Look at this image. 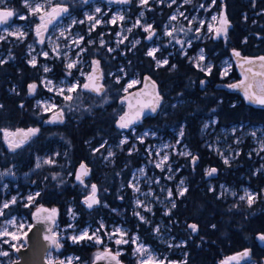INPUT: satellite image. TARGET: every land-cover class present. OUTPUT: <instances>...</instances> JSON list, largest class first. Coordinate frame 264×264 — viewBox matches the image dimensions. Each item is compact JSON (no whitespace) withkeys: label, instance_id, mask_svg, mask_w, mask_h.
I'll return each mask as SVG.
<instances>
[{"label":"rangeland","instance_id":"374dc122","mask_svg":"<svg viewBox=\"0 0 264 264\" xmlns=\"http://www.w3.org/2000/svg\"><path fill=\"white\" fill-rule=\"evenodd\" d=\"M3 1L4 0H0V4H2ZM54 1L59 0H51V4H53ZM60 1H66L74 13L67 19H64L65 22L56 26L53 33L44 40V43L41 44L39 42L40 39H37V44L35 42L30 43L23 53L18 52L17 54L20 56L17 58L10 54L13 47H10V52L5 50L0 52V65L11 62L12 66L20 68V62H24L26 66L34 69L31 75L33 78L32 80L38 78L37 83L42 94H39V91L36 92V100L32 101V109L37 110V115L41 116L45 121H48V119L56 115L59 109H63L65 124H69L73 121H78L80 119L78 117L80 113L90 112L95 106L105 108L115 101L117 106H115V109L112 108L110 115L116 118L120 117L121 112L119 110H122L123 106L120 102L122 96L129 94L135 88L141 86L147 75L142 77L139 71L129 75L133 69L131 62L115 64L114 61L121 57L125 58L127 54L131 52L136 54L135 48L137 47L140 49L146 48L144 55L154 62H156L157 59H167V65H169L171 61L170 56H173L172 59L175 57L182 60L186 59V63L191 64L192 68L196 71L200 70L195 66L196 59L194 58H198L202 52L205 60L200 63L203 65H211L212 71L207 75L201 72L208 77L215 69L213 60L207 57L203 48H196V45L215 38L214 33H210L208 29L209 25H215L211 17L215 15L219 18L221 12L224 10V0H215V3H213V0H191L190 3H184V0H176L175 3H171V0H148L147 5H141L140 0H138V5L141 6L142 9L136 20L131 18V10L126 6H119L118 9L114 11H107L100 6V4L96 3L91 8H86L85 10L83 9L84 4L82 0ZM36 3H43L45 5L44 10L49 7L48 0H43L42 3ZM169 4H171V6H169ZM201 5H203V7H201ZM32 6H35V4H32ZM255 6L256 4L254 2L253 8ZM97 8L101 11L96 12ZM151 11H153L155 17L158 18L157 21H155L156 24L154 22L155 17H153L151 21H147L149 19L148 12ZM141 13H143V16H141ZM180 13H183V15H180ZM30 15H32L31 12ZM30 15L27 16V19L32 18ZM173 15L177 16L176 20H171ZM33 16H39V14ZM88 16L95 17L97 20H100L101 23L95 24V20L89 21L87 19ZM116 16H123V21L118 20L115 24L111 23V20ZM80 21H84V23H80ZM137 21H139V26L137 25ZM201 21H203L202 27L200 25ZM148 25H151L152 30L155 32L151 40L147 39L149 33L145 32L143 27ZM25 27L26 25L24 24L19 27H11V29H1L0 50L3 48V41L8 44L11 37L18 39L15 35H9V31L15 32L16 29L19 28L20 31L24 33V37L18 40H25L28 35ZM173 28L176 29L174 35L179 38L181 34L183 41H185L184 48L177 46L173 38L165 34L166 31H170ZM189 28L191 31H188ZM129 29H131V31H128ZM180 29H184V31H180ZM197 30H199V35H196ZM62 32L63 35H61ZM80 38H82V40L79 46L73 43L74 40ZM222 38L224 37L218 39ZM137 41H139V43H136ZM189 41L191 42L190 47L187 46ZM54 49H56V51H54ZM109 49H112V51H109ZM150 49H159L155 53L156 59L146 54ZM44 52L48 53L47 57L43 55ZM185 52L187 54H185ZM232 52L233 51L230 50L228 57L224 58L218 64L219 81L214 85L222 80L229 79L234 73L240 77V72L238 67H236ZM33 57H36L35 67L30 63ZM93 60L101 63L100 67L105 73L104 93L96 105L93 102L90 103V97L87 95L88 92L82 87L83 84L88 81L87 77L92 75L94 68V63H92ZM69 62H76V66L72 69H68L67 64ZM164 66L157 65V67ZM45 67H47L49 71L45 72ZM226 67L229 68V71L227 75H224L223 73ZM148 68L149 65H146L145 69ZM204 80L207 81L208 79L204 78L202 81ZM46 81H52L51 87H53V91L48 90V86L45 84ZM132 81H139V83L134 84L133 87L128 88V91L125 92L124 89ZM77 83L81 87L71 93L73 96L72 101H66L63 98V95L69 94L67 91H65L63 95L56 94V89L59 87L67 89ZM116 83H123L120 92H116ZM233 83H236L235 80L232 84ZM30 84H32V82H30L29 85ZM202 85L203 84L200 82V87ZM17 91L16 89V92ZM38 101L41 103V106H38ZM44 103H54L58 107L52 111L45 112L42 107ZM175 106L176 103L172 104L171 107ZM218 124L219 122L216 118L203 121L202 134L203 137H205L204 144L208 151L217 156L221 164L226 167H232V163L241 158L243 159L242 166H245L246 171L251 172L253 178H256V176L260 174H262L264 178V150H261V146L264 144V126L242 123L234 124L227 128L221 127V129H219L217 127ZM5 132L15 133V130H5ZM5 132H3L0 137L4 147H6L7 141L9 140L8 137H5ZM171 132L173 135L164 137L153 132L150 128H145L140 132L137 128H134V130L122 133L117 143L110 144L107 140H103L100 143L99 148L105 147L107 149L101 163L103 166L113 167L115 156L123 151H126L127 155H137L142 158V164L130 172L128 184L126 188H124L130 193L129 206L123 208H110L108 203L102 200L105 193L110 192L111 194L112 192L109 187H106L105 191L99 192L98 200L100 207L104 210L107 209L110 216L112 214L116 215L115 220L107 222L105 218H100L96 225L88 224L85 227L77 225L76 221L79 214L75 211L74 206H71L66 213L68 223L63 226H60L59 223L57 225V231L60 232V239L63 245L66 244V242L71 246H75V244H90L97 249V253L103 252L105 246H107L114 253L119 250L122 253L121 256L127 255V251L130 249V256H127L134 260L135 264H140L141 259L149 255L153 257L152 264H159L161 260L165 261V264H179L184 261L187 257V253L184 251V247L187 243L177 237L174 232V223L166 221V218H170L173 213L174 208L172 204L175 203L176 206L177 201L181 200L187 193L185 192V194L181 196L179 195L180 190L186 188L188 191L187 178L183 177L181 172L188 167L186 166L187 162L191 168L194 167L192 160L195 155H192L191 150L187 148L186 145L182 144L184 134L181 135V130H171ZM253 132L255 136L252 135ZM122 141L126 142L122 143ZM127 144L129 146L126 150L125 145ZM28 145L29 143L27 142L24 148H27ZM140 150H142V153L139 154L138 152ZM5 152L9 155L11 150L6 149ZM62 152L61 148H55L43 155H36L33 162L34 164L23 173L20 172L19 167L16 165L0 167V207H2L5 202L10 204V207L4 210V215L0 216V229L7 227L9 232L17 231L15 227L7 224V221L10 219H15L17 225L20 223H24L25 225L31 224V219L29 217L14 213V208H29L30 205L36 206V209L39 207L36 201L40 195L36 196L35 194H40L41 190H36L34 188L35 176L39 174L38 172L42 168L58 165V159L66 155ZM185 152L191 153V156L184 155ZM109 153H111V155H109ZM157 153H159V155H157ZM164 156H168V160L163 164L164 170H161V168L156 167V165L161 162ZM48 160H52L53 163H45V161ZM225 160H228V163H225ZM1 162L2 164L6 162L5 157H3ZM37 164L40 166L37 167ZM96 165L100 166L98 163ZM213 168V166H207L203 169L205 176L208 178L207 186L211 192L216 188V186H214V179L218 178L221 172L216 167L217 172L215 177L210 178L208 171ZM141 170L143 174H141ZM223 172H225V170ZM117 177V180H120L122 175L117 173ZM244 177V175H241L239 180H243ZM157 181L159 182L157 183ZM181 181H183V184H181ZM237 182L238 180L233 178L230 179V183L224 181L220 183L217 188V197L222 199L230 198L234 202H242L248 205L246 200H240V196H243L245 191H247L256 196L252 205L257 202V193L254 192L249 185L245 184L238 186L236 185ZM94 184L98 185V182ZM91 185L93 184L85 183L86 195L91 194ZM132 185H136L139 188V192H136ZM98 186L100 187V185ZM169 191L172 193L171 197L168 196ZM30 195L34 197L31 202L27 199ZM113 195V199H118L121 204L127 205L128 201L123 194L119 195L118 193H113ZM261 195L264 196V187L261 190ZM13 197L16 198L15 204H11ZM138 200L142 206H138ZM26 204L29 206L26 207ZM146 208H149L150 211H146ZM137 213L139 215H137ZM141 216L144 218L143 220L140 218ZM101 223H103L105 230L108 232H112L116 229L124 231L126 233L124 239H127L129 243L117 246L113 241L118 237H113L112 240H109L105 235V230H101L99 233L104 239V244H96L89 240L73 243L70 239L72 235H78L83 230H88L89 235H91L94 230L100 228ZM157 229H159V231H157ZM23 231H28L27 227H25ZM133 238H137L136 243H132ZM4 239L10 240L11 238L4 237ZM22 242L23 241H21V243ZM140 244L148 249L144 257H141L135 252L136 247ZM0 250L10 253L9 256H0V264H11L13 260L16 259L13 249L9 244L3 243L2 240H0ZM51 255L55 259L65 260L66 264L67 259L70 257L73 258V264H89V261H91V259L89 261H83L76 254L74 255L71 253L60 256L54 252L51 253ZM261 260L262 261L259 263L251 259L246 264H264V258Z\"/></svg>","mask_w":264,"mask_h":264},{"label":"trees","instance_id":"16d2710c","mask_svg":"<svg viewBox=\"0 0 264 264\" xmlns=\"http://www.w3.org/2000/svg\"><path fill=\"white\" fill-rule=\"evenodd\" d=\"M254 2L256 6L253 8ZM223 4L232 24L227 33V40L212 39L196 45V48H203L207 57L214 62L215 69L208 77L193 69L191 64L186 63V59H172L173 56H170L169 65L155 68V62L144 55L146 48H135L136 54L131 52L125 58L114 61L115 64L131 62L133 69L129 75L136 71L142 75H152L165 98L162 114L146 120L143 125L137 126V130L140 132L150 128L164 137L173 135L171 129L181 130L184 134L182 144L191 150L192 155L198 157L194 169L187 162L188 167L182 170L181 175L187 178L188 191L177 201L171 217L166 218V221L174 223L177 237L187 243L184 247L187 257L179 264H220L227 256L248 247L253 250L252 260L260 263L264 258V249L260 248L256 239L259 233L264 234V196L261 195L264 178L262 174L253 178L251 172L242 166L241 158L234 161L232 167L222 165L217 156L205 147V137L202 134L203 121L210 118L218 120L219 129L242 123L264 126V109L250 105L245 99L238 97V94L215 88L201 90L200 82L204 78L213 84L218 82L217 66L228 57L230 50L240 51L243 56L249 58L264 56V0H224ZM146 65H149L148 69H145ZM33 72L34 69L26 66L24 62H20V68L10 64L0 66V78H3L0 83V105H3L0 107V137L5 130L41 127V132L30 140L27 148L17 153L9 152V155L4 150L6 162L1 166L16 165L23 173L34 164L36 155L61 148L62 153L66 155L58 159V165L42 168L35 176L34 188L41 190L36 201L38 206L54 207L60 215V226L68 223L66 213L71 206H74L79 214L76 223L80 227L96 225L100 218H105L107 222L114 221L115 215L110 216L107 209L104 210L100 206L89 209L84 204L85 184L75 182V173L76 169L86 162L93 171L86 183L102 182L101 184L105 188L109 187L113 193H127L124 187L126 188L129 181L130 172L142 164V158L127 155L126 151H123L115 156L113 167L101 165L107 149L99 148L100 143L107 140L108 143L114 144L121 138V133L113 126L116 117L110 115L112 108L117 106L116 101L100 108L95 105L101 97L86 92L95 108L90 112L80 113L78 121L57 127H43L45 120L37 115V110L32 109V102H27L24 91L12 93L10 90L13 83L29 84L33 79ZM115 87L116 92H120L123 83H116ZM175 103L176 106L171 107ZM128 146L125 145L126 150ZM138 153H142V150ZM97 163L100 166L96 165ZM207 166L217 167L221 171L219 177L214 179L216 188L213 192L207 186L208 178L203 172ZM117 173L122 175L120 180H117ZM100 174L104 177L102 181H99ZM241 175L245 176L243 180H239ZM233 178L238 180V186L249 185L258 195L257 202L248 206L230 198L217 197L218 185L223 181L230 183ZM125 199L128 201L127 205L121 204L118 199L107 197L110 208L129 206V194ZM14 209V213L26 215L31 219L30 215L36 206ZM193 223L197 226L196 231L190 227ZM62 248V251L56 252L60 256L76 254L83 261L91 259L89 264L97 256V249L90 244L71 246L66 242ZM127 252L130 256V249ZM127 255L122 257L126 264H135Z\"/></svg>","mask_w":264,"mask_h":264},{"label":"snow or ice","instance_id":"6c2138e0","mask_svg":"<svg viewBox=\"0 0 264 264\" xmlns=\"http://www.w3.org/2000/svg\"><path fill=\"white\" fill-rule=\"evenodd\" d=\"M85 3L88 2V0H84ZM111 2V0H110ZM115 2L117 3H128L129 0H115ZM176 0H171V3H175ZM191 0H184V3H190ZM141 5H147L148 4V0H140ZM213 3H215V0H213ZM26 7H29V10L31 12L32 15H37L39 14V20L40 23L36 26V35L37 37L40 38L39 42L42 44L44 43V39H43V32L47 30V26L49 24H51L56 18H58V16L61 13H67L68 12V8L66 7H61L59 5L52 7L51 6V0H48V6L50 7V11L45 12L44 8L45 5L44 4H40V3H36L35 6H32L30 4L27 3L26 0ZM169 6H171V4H169ZM201 7H203V5H201ZM101 10L99 8L96 9V12H100ZM14 12L12 10H5V11H0V25H4L7 24L9 19L11 17H13ZM180 15H183V13H180ZM141 16H143V13H141ZM19 19H27L28 17L24 16V15H19L18 17ZM89 21H93L95 20V24H100L101 21L97 20L95 17L93 16H88L87 18ZM124 17L123 16H116L111 20V23L115 24L118 20L119 21H123ZM177 16L173 15L171 17V20H176ZM212 21L215 22V25H209V32L210 33H214L215 38H220L221 36L224 37L225 40H227V33H228V28L230 27L229 21L226 17V15H224L223 13H221L220 17L218 18L217 16H212L211 17ZM80 23H84V21H80ZM137 25L139 26V21H137ZM201 27L203 26V21L200 22ZM95 26V25H94ZM93 26V27H94ZM144 27V31L148 32L149 35L147 37V39L151 40L152 37L155 35V32L152 30L151 25L148 26H143ZM128 31H131V29H129ZM180 31H184V29H180ZM188 31H191V29L189 28ZM176 32V29L173 28L170 31H166V35L169 37H172L173 40L175 41L176 44H179L181 46V48L185 47V41L179 39L177 36L174 35V33ZM9 35H15L18 39L19 38H23L24 37V33L22 31H20L19 28L16 29L15 32H11L9 31L8 33ZM61 35H63V32L61 33ZM196 35H199V30H197ZM82 38L74 40L73 43H75L77 46H79L80 42H81ZM122 42V41H121ZM136 43H139V41H137ZM187 46L190 47L191 46V42L189 41L187 43ZM159 49H150L146 54L148 56L153 57V59H156L155 57V53L158 51ZM54 51H56V49H54ZM109 51H112V49H109ZM185 54H187L185 52ZM43 55L45 57L48 56L47 52H44ZM233 56L237 57L238 60V64L239 67L241 69H243V72L241 73L244 76V79L240 81V83L236 84H231L229 85V87L233 88V89H240L243 91L244 96L246 99H248L250 102H254V103H259V104H264V56H260L258 57V61H259V68L261 69L260 71L255 70L254 67H247L245 68V65H255L256 64V60H253L251 58H244L241 57L240 52L233 50ZM196 59V63L195 66L202 72H204L206 75L210 74L212 71V67L211 65H203L200 62L205 60V57L203 55V53L201 52V55L198 58H194ZM30 63L35 67L36 66V57H33L32 60L30 61ZM94 64H96L97 68L99 66V61H94ZM156 63L158 66H164L168 64V60L167 59H163V60H156ZM76 66V62H69L67 64V68L68 69H72ZM173 67H175V65H173ZM44 71L47 72L49 71V69L47 67L44 68ZM94 72L96 71V69L93 70ZM229 71V68H225L224 69V75H227ZM70 74V73H69ZM257 77H259L260 79H256ZM87 79L89 81H93V76L89 75L87 77ZM119 82V81H117ZM139 83V81H132L130 82L127 87L124 89L125 92L128 91V88L133 87L134 84ZM201 83L203 84L204 81H201ZM46 86H48V90L49 91H53V87H51L52 85V81H46L45 82ZM147 87V85H145ZM29 94L32 95L35 93V90L37 88V84L32 83L29 86ZM81 87L78 83L77 84H73L72 86L68 87L67 89H65L64 87H59L58 89H56V94L57 95H63L65 93V91H67V93H69L68 95H63V98L66 101H72L73 100V96L71 95V93L75 92L77 90V88ZM83 89L85 90H90L93 91L95 93H97L98 95L102 94V88L103 85L102 84H96V83H92L91 86L89 83H85L83 84ZM153 87H155V85L153 84ZM139 94H137L138 96ZM161 97L159 96V94L157 93L155 95V97L153 98L152 101H149L146 104H142L139 100H137V103L140 104L141 106L135 111L133 112V105L131 103V101H129L128 103V112H125L124 115L120 116L119 118V124L118 126L121 129H127L129 128L132 124L138 122L140 120V118L143 115V111L144 108H149L151 110V112H156L157 108L159 107V103H160ZM121 103H124V101H121ZM38 106H41V103L38 101L37 102ZM0 107H3V105H0ZM21 107H23V105H21ZM43 109L45 112L48 111H52L53 109H56L58 106L53 104H49V103H44L42 105ZM63 109H59V111L57 112L56 115H54L52 117V119L49 122H63ZM39 132V129H28L27 131L24 130H18L15 133H8L5 132L4 135L5 137L8 136H23L25 138L30 137V136H34ZM181 135H183V133L181 132ZM253 136H255V133H252ZM25 142V140L21 139L15 142L10 141L9 142V148H11L12 150H15L16 148L20 147L23 143ZM126 141H122V143H125ZM261 150H264V144H262L261 146ZM96 151H99V149H96ZM109 155H111V153H109ZM157 155H159V153H157ZM184 155L186 156H191V153L189 152H185ZM168 160V156H164L161 160L160 163H158L156 165V167L161 168V170L163 169V164L166 163ZM196 158L193 157V164L195 163ZM225 163H228V160L224 161ZM45 163H53L52 160H48L45 161ZM40 165L37 164V167H39ZM170 170V169H169ZM89 169L86 167V165L81 164L80 166V172L79 174H77L76 179L77 181H79L81 184H84V180L82 177L87 176L89 174ZM216 172V169H210L208 171V175H213ZM141 174H143V171L141 170ZM159 181H157L158 183ZM181 184H183V181H181ZM132 187L134 188V190L136 192H139V188L136 185H132ZM185 192H187L186 188H183L180 190L179 195L183 196L185 194ZM36 196L39 195V193L35 194ZM168 196L171 197L172 193L171 191L168 192ZM33 196H29L27 199L29 202H31L33 200ZM256 199V196L250 192L245 191V194L243 196H240V200H246L248 205L251 206L252 203L254 202V200ZM16 203V198L13 197L11 204H15ZM99 200L97 199V186L95 184L91 185V194L87 196V198L84 200V204L91 209L94 205L98 204ZM138 206H142L140 204V201H137ZM26 207L29 205H25ZM10 204L8 202H5L3 204L2 207H0V216L4 215V210L9 208ZM172 207H175V203L172 204ZM146 211H150L149 208L145 209ZM48 213L45 216H41L40 213ZM56 213L57 210L56 209H44V208H38L37 212L35 213V218L37 220V223H42L45 225L44 229H43V239L45 241L48 242V247L49 249H55L56 251H59L62 247L63 244L61 243V239H60V232L56 230L57 225H56V221H55V217H56ZM137 215H139L137 213ZM142 220L144 219L142 216L140 217ZM8 225H11L12 227H15L17 229V231L15 232H9L7 227H4L3 229H0V240L3 241V243L5 244H9L10 247L13 249V251L15 252H20L22 249H24L28 243L27 240V236H28V232H31V230L33 229V227H35L34 224H27L25 225L24 223H20L19 225H17V222L15 219H10L7 221ZM27 227L28 231H23V229ZM190 227L193 229V231L197 230V226L195 224L190 225ZM101 230H105L103 223H101L100 228L96 229L92 232L91 235H89L88 230H83L81 231L78 235H72L70 237V239L72 240L73 243H80L81 241L84 240H89V241H93L96 244H104V239L99 235ZM157 231H159V229H157ZM105 235L108 237L109 240H112L113 237H118L116 238L113 242L119 246L121 244H127L129 243V241L127 239H124V237L126 236V233L124 231H122L121 229H116L112 232H108L107 230H105ZM4 237H10V240L4 239ZM259 239L261 241H264V234L259 236ZM21 241H23L21 243ZM137 242V238H133L132 243H136ZM135 252L137 254H139L141 257L145 256V253L148 252V249L145 248L142 244L138 245L135 249ZM122 253L117 250L116 253L113 254L112 250L110 248H108L107 246H105V250L103 252L97 253L96 259L99 260L101 258H110L111 261H115V264H120V261L118 259V257L121 255ZM10 253L7 251H3L0 250V256H9ZM241 257H247L249 255V253L247 251L239 254ZM78 259V258H76ZM231 259L236 260L237 257H232ZM153 262V257H151L150 255L145 257L144 259H141L140 264H152ZM16 264H19V262L17 261ZM45 264H66L65 260H58L52 257L51 252H49L47 254L46 260H45ZM67 264H73V258H68L67 259ZM159 264H165V261L161 260L159 261Z\"/></svg>","mask_w":264,"mask_h":264},{"label":"flooded vegetation","instance_id":"af4514ba","mask_svg":"<svg viewBox=\"0 0 264 264\" xmlns=\"http://www.w3.org/2000/svg\"><path fill=\"white\" fill-rule=\"evenodd\" d=\"M27 2H28V4H30V5H34V4H36V2H43V0H27ZM25 3H26V0H4L3 1V3L2 4H0V11H5V10H12L13 12H14V15H13V17H11L10 19H9V21H8V23L7 24H4L3 25V27H1L0 28V30L1 29H11V27H19L20 25H26V27H25V30H26V32L28 33V35H27V37H26V39L25 40H22V41H19L18 39H15V38H13V37H11L10 38V40H9V42H8V44L5 42V41H3V43H2V45H3V48L0 50V52L2 51V50H5V51H8V52H10V47H13L12 48V50H11V52H10V54L11 55H14V57H18V55H17V53L19 52V53H23L24 51H25V48L28 46V45H30V43H33V42H35L36 43V41H37V39L39 40L40 38L39 37H37V35H36V26L40 23V20H39V16H33V15H30V10H29V7H26L25 6ZM82 3L84 4V6H83V9H85L86 10V8H91L94 4H100V6H102L103 8H105L107 11H110V10H116V9H118V7L119 6H126V7H129L130 8V16H131V18H133L134 20H136V19H138V16H139V13H140V10L142 9V7L141 6H139L138 5V0H130V2H129V4L128 5H120V4H116V3H114V2H106V1H104V0H88V2L87 3H85L84 2V0H82ZM43 4V3H42ZM68 3L66 2V1H54L53 2V4H51V6L52 7H55V6H57V5H59V6H61V7H66V8H68V13L67 14H65L62 18H60L59 20H56V21H54V22H52L51 24H49L48 26H47V30L46 31H44L43 32V39L44 40H46L52 33H53V31H54V28L56 27V26H58L60 23H62V22H65L64 21V19H67L72 13H74L72 10H71V8L69 7V4L67 5ZM51 9H50V7H48V8H46L44 11L45 12H48V11H50ZM157 10H159V9H157ZM155 13H153V11H151V12H148V17H149V19L147 20V21H151V19H153V17H155V15H154ZM19 15H24V16H31L32 18L31 19H25V20H22V19H19L18 17H19ZM155 20H154V22L155 21H157V19L158 18H154ZM155 24H156V22H155ZM24 31V30H23ZM179 39H181V40H183V38H182V36H181V34H180V36H179ZM218 39V38H217ZM217 39H213V40H217ZM37 44V43H36ZM177 46H179L180 47V45L179 44H177ZM138 48V47H137ZM21 51V52H20ZM253 58V57H252ZM24 60V59H23ZM94 62V60L92 61V63ZM3 64H10L11 65V62H6V63H3ZM2 64V65H3ZM100 64V66H101V63H99ZM2 65H0V66H2ZM95 65V64H94ZM155 68H158L157 67V65H156V62H155ZM239 70V69H238ZM240 72V77L237 75V74H232L230 77H229V79H227V80H222L221 82H219V83H217L216 85H214L213 83H210L209 82V80H207V81H205L204 80V83H203V85L201 86V90H206V89H208V88H215V89H217V90H221V91H228V92H232V91H229L228 89H226V87L227 86H229L230 84H232V82L235 80V82H240L241 80H243L244 79V76L241 74L242 72L241 71H239ZM102 73H104L103 72V69H102ZM1 75V74H0ZM104 75H105V73H104ZM104 75H103V79H102V84H103V86L105 87V84H104ZM142 77L143 76H145V75H142V74H140ZM151 80L154 84H155V89H156V92L159 94V96L160 97H162V101H161V104L159 105V107L157 108V110H156V112H155V114H152V115H149V116H147V117H145V119H143V120H141L140 122H138L136 125H134V126H130L129 128H127V129H121L120 127L118 128L116 125L119 123V118L120 117H118V118H116L115 119V121L113 122V126L115 127V129L117 130V131H119L121 134L122 133H124V132H128V131H130V130H134V128H137V126H139V125H143L144 123H145V121L146 120H149V119H153V118H156V116H158V115H160V114H162V110H163V107H164V104H165V102H164V100H165V98H164V96L162 95V93L160 92V90H159V84H158V82L153 78V76L152 75H147V76H145V79L143 80V84L141 85V86H139V87H137V88H135L132 92H130L129 94H126V95H123L122 96V99H121V101H124V99L126 98V97H128V96H131V95H133V94H135V93H141V92H143V90L145 89V85L147 84V80ZM256 79H260L259 77H257ZM37 80H38V78H35V80H32L31 82L32 83H35V84H37V88H36V90H35V93L33 94V96H30V94H29V84H23V83H21L20 85L19 84H15V83H13V85L12 86H10V90H11V92L12 93H19V92H21V91H24V93H25V97L27 98V102H32V101H34V100H36V98H35V95H36V92L37 91H39V94H42V92L40 91V87H39V85H38V83H37ZM238 80V81H237ZM3 81V78H0V83ZM218 81H219V79H218ZM16 89L18 90L17 92H16ZM85 90V89H84ZM85 91H87V90H85ZM26 92L28 93V94H26ZM88 93H91V94H93L92 92H90V91H87ZM104 92V91H103ZM232 93H234V94H238L237 96L238 97H240V98H242V99H245L246 100V102H248L249 103V100L248 99H246L245 98V96H244V93L243 92H241V93H239V92H232ZM94 95V94H93ZM97 96V95H96ZM97 97H101V94H100V96H97ZM120 101V102H121ZM121 104H123V106H122V110H120V114H121V116L122 115H124V113L125 112H127V109H128V105L125 103V101H124V103H121ZM250 105H253V106H255V107H257V108H260V109H264V107L262 108V107H260V106H256V105H254L253 103L251 104V103H249ZM49 120V119H48ZM63 124H65V120H64V118H63V122L62 123H60V122H58V123H56V124H54V123H48L47 124V121H44V124H42V126L43 127H47L48 125L49 126H53V127H57V125L59 126V125H63ZM30 128H32V127H30ZM30 128H27V129H30ZM40 131L37 133V134H39L40 132H41V127L40 126H38L37 127ZM37 128H32V129H37ZM16 129H19V128H16ZM20 129H22V128H20ZM23 130H25V129H23ZM172 130V129H171ZM16 131V130H15ZM26 131V130H25ZM37 134L36 135H34L33 137H31L27 142L29 143L30 142V140L31 139H33L35 136H37ZM8 143H7V145H6V147H4V144H3V142H1V140H0V167H1V164H2V160H3V157H4V153H3V151L5 150L6 151V149H10L11 150V152L12 153H17L18 151H21L24 147H25V145L27 144V143H24V144H22L20 147H18V148H16L15 150H12L11 148H9V142L10 141H12V142H15V140L14 139H12V138H10V136H8ZM16 141H18V140H16ZM2 152V153H1ZM198 163V162H197ZM197 163L195 164V165H197ZM195 165H194V167H193V169L195 168ZM208 167H210V166H208ZM91 168V167H90ZM93 172V171H92ZM76 174V173H75ZM213 177H215V175L213 176ZM104 177H103V175H99V181H102V179H103ZM89 180V179H88ZM87 181V180H86ZM86 181H84V184L86 183ZM102 182H100V183H98V185H100V187L97 185V184H95L96 186H97V192H98V194H97V199H98V195L100 194L99 192H101V191H105L106 190V188L101 184ZM128 184V183H127ZM83 185V184H82ZM125 188V187H124ZM115 193V192H114ZM129 194V196H130V193H129V191H127V193L126 194H123L125 197H127V195ZM88 195H86L85 196V198H84V200L86 199V197H87ZM112 196H114L113 195V192H111V194H110V192H108V193H105V195H104V197H102V200L104 201V202H107V203H109L108 202V200H107V197H109V198H112ZM98 206H100V203H99V205ZM98 206H95V207H98ZM115 217H116V215H115ZM258 245L260 246V244L258 243ZM261 248V247H260ZM263 249V248H262ZM113 252V251H112ZM114 253V252H113ZM121 256V255H120ZM121 257H123V256H121Z\"/></svg>","mask_w":264,"mask_h":264},{"label":"water","instance_id":"95a60500","mask_svg":"<svg viewBox=\"0 0 264 264\" xmlns=\"http://www.w3.org/2000/svg\"><path fill=\"white\" fill-rule=\"evenodd\" d=\"M104 1L110 2V0H104ZM111 2H114L116 4H120V5H128L129 2H130V0H129L128 3H123V4L122 3H117V2H115V0H111ZM67 13H61L58 16V18H56L54 21L59 20L60 18H62ZM221 13H223L224 15H226V17L228 19V16H227V13H225V10H223ZM229 24H230V27L228 28V31L232 27V24L230 23V21H229ZM1 27H3V25H0V28ZM221 37H223V36H221ZM215 39H217V38H215ZM238 52H240V51H238ZM240 54H241V52H240ZM232 56H233V52H232ZM241 57L249 58V57L243 56L242 54H241ZM234 58H235V62H236V67H238L239 71L243 72V69H241L239 67V64L237 62L238 58L235 57V56H234ZM250 58L253 59V60H256V64L255 65H245V68L251 66V67H254L255 70L260 71L261 69L259 68V61H258V59L257 58H252V57H250ZM94 69H96V71L95 72L92 71L93 81H89L88 80L86 82V83H89L90 86H91L92 83L102 84V79H103L104 73H102V69L100 67V64H99L98 68H97V66L95 64L93 70ZM238 83H240V82H236V84H238ZM153 84L154 83L150 79L147 80V84H146L147 87H145V89L143 90V92H141V93H135V94H133L131 96H128V97H126L124 99V101H125V103L127 105L129 103V101H131V103L133 105V109H132L133 112H135L141 106L140 104L137 103V100H139L142 104H146L149 101H152L153 100V98L157 94L155 87H153ZM104 89H105V87L103 86L102 92L104 91ZM226 89H228L229 91H232V92H239V93L243 92L240 89H233V88H231L229 86H227ZM87 91H90V90H87ZM90 92H92L94 95L100 96V95H98L97 93H95L93 91H90ZM137 94H139V95L137 96ZM30 96H33V94L30 95ZM161 101H162V97H161V100H160L159 105L161 104ZM249 103H251V104L253 103L254 105L260 106L262 108L264 107V104L254 103V102H250V101H249ZM128 111H129V109H127V112ZM152 114H155V112L154 113L151 112V110L149 108H144L143 115H142V117L140 118V120L138 122H140L141 120L145 119V117H147L149 115H152ZM51 119L52 118H50L47 121V124L48 123H54V124L58 123V122H49ZM138 122L132 124L131 126L136 125ZM118 124L116 126L119 128ZM30 129H32V128H30ZM18 130H23V129H20V128L19 129H16L15 132H17ZM27 130L28 129H26V131ZM31 137H33V136H30V137H27V138L23 137L22 135L21 136H15V137L14 136H10V138L14 139L15 141L16 140L23 139V140H25L24 143H27V141ZM195 158H196V161H195V163L193 165H195L198 162V157H195ZM82 164L86 165V167L90 170L89 171V174L87 176L82 177L83 180L86 181V180H88V179L91 178L92 171H91L90 166H88L86 162H83ZM80 166L76 169L75 182H77L78 184L82 185L76 179L77 174H79V172H80ZM214 169H216V167H214ZM216 172H217V169H216ZM216 172L213 175H211V176L209 175V177L212 178L216 174ZM97 194H98V192H97ZM98 205H99V203L96 204V205H94L92 208H95V206H98ZM38 208H44V209H48V210L55 209L54 207L50 208V207L44 206V205H41ZM37 209H35L31 213V215H30V217H31V224H34L35 227H33V229L31 230V232H28V236H27L28 243H27L26 247L24 249H22L20 252H15L14 251V256H15L16 259L13 260V262L11 264H16L17 261L19 262V264H45V260H46L47 254L49 252H51V253L60 252L63 249V248H61L59 251H56L55 249H49L48 242L43 239V229H44L45 225L42 224V223H37V220L35 218V213L37 212ZM47 214L48 213H43V212L40 213L41 216H45ZM59 219H60V215H59V212L57 211L56 217H55L56 225H58ZM56 230H57V228H56ZM262 234L263 233H259L256 236V239L259 242L260 247L264 249V241H261L259 239V236L262 235ZM245 251H247L249 253V255L247 257H241L239 254H241V253H243ZM252 256H253V250L251 249V247H248V248L242 249L240 251H237L234 254H231V255L227 256V258L223 259L220 264H246L247 262H249V260L252 259ZM232 257H237V259L236 260H233V259H231ZM118 259L120 261V264H126V262L122 259L121 256H119ZM58 260H60V259H58ZM91 264H115V261H111L110 258H107V259L106 258H101L99 260H97L95 258L91 262Z\"/></svg>","mask_w":264,"mask_h":264}]
</instances>
